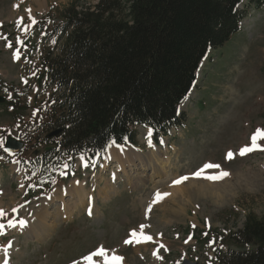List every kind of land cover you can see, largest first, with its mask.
Instances as JSON below:
<instances>
[{
	"label": "rangeland",
	"instance_id": "obj_1",
	"mask_svg": "<svg viewBox=\"0 0 264 264\" xmlns=\"http://www.w3.org/2000/svg\"><path fill=\"white\" fill-rule=\"evenodd\" d=\"M96 2L0 0V94L21 108L15 113L0 104V136L24 142L14 155L0 150V208L9 214L0 217V264H84L82 257L100 246L122 257L121 264H179L184 258L212 264L211 245L197 243L189 230L213 229L214 236L240 228L247 215L264 219V151L238 155L251 143V135L264 129V6L247 7L239 31L221 48L207 52L191 95L179 105L185 114L182 126L172 127L159 143L151 137L149 142L147 127H137V149L144 154L154 147L160 150L157 173L132 163L118 168L117 160L107 156L109 148L117 147L111 143L93 162L76 156L71 166L62 167V178L51 190L39 189L37 176L23 164L33 161L32 152L46 134L39 128L58 95L45 77L40 78V60L47 53L56 55L63 44L57 39L61 11ZM27 9L37 23L24 31L31 23ZM229 86L238 96H228ZM259 143L264 145V139ZM229 150L237 153L233 159L226 158ZM208 162L220 169L206 174L223 170L229 175L215 181L192 175ZM181 176L189 179L174 190L172 182ZM107 185L115 188L105 197L99 191ZM73 186L82 190L79 206ZM157 191L170 195L148 211ZM87 207L94 215L85 214ZM40 210L54 226L36 237L24 227ZM141 225L152 240L125 244ZM93 259L103 264L102 257Z\"/></svg>",
	"mask_w": 264,
	"mask_h": 264
},
{
	"label": "trees",
	"instance_id": "obj_2",
	"mask_svg": "<svg viewBox=\"0 0 264 264\" xmlns=\"http://www.w3.org/2000/svg\"><path fill=\"white\" fill-rule=\"evenodd\" d=\"M263 6L264 0H97L64 8L57 30L63 44L40 60V78L58 92L42 128L58 135L36 149L30 170L37 180L74 155L92 158L110 141L136 144L137 126L149 125L155 142L182 126L185 114L177 108L207 50L238 32L247 7ZM3 105L21 110L10 99ZM45 180L50 189L52 180ZM214 231L189 230L200 245L211 242L212 264H264V219L247 215L235 231Z\"/></svg>",
	"mask_w": 264,
	"mask_h": 264
},
{
	"label": "snow or ice",
	"instance_id": "obj_3",
	"mask_svg": "<svg viewBox=\"0 0 264 264\" xmlns=\"http://www.w3.org/2000/svg\"><path fill=\"white\" fill-rule=\"evenodd\" d=\"M27 11L29 12L31 23L24 25V29H23L24 31H27L34 24L37 23L35 18L31 17V9H27ZM22 22H23V18H20V21H18V23H22ZM18 42L23 43V41H18ZM7 46L12 47V44L9 43ZM14 55L16 57H18L20 55V52L18 49L14 53ZM150 137H151V130H149V142H150ZM6 139L7 138L5 136H0V150H3L5 153L11 154V149H9L8 147L5 146ZM262 139H264V129H257L250 137L251 143L242 146L239 149L238 155L245 156L248 153H251V152L256 151V150L264 151V145L259 143V141ZM114 142L115 141H113V143ZM235 155H237V153H234L233 151L229 150L226 154V158L227 159H233ZM65 167H67V165H65ZM209 169H220V165L215 164V163H211V162L205 163V164H203V166L201 168H199L197 171L192 173V175L194 177H198V178L203 177L205 179H209V180H213V181L221 180L224 177L229 175V173L227 171H223V170H220V171L214 172V173H210V174H206L207 170H209ZM188 179H189L188 176H181L178 179L174 180L172 183L174 185H179ZM168 195H170V193H161V192L157 191L154 194V198L152 200V203L148 206V211H151L152 204L158 203L160 200H162L164 197H166ZM16 210H17L16 208L12 209L13 212H16ZM6 215H7V213L5 212V210L3 208H0V217L6 216ZM8 223H9V225L13 224L12 220H9ZM20 223L23 224L25 222L21 220ZM145 227H146L145 225H141L139 232H137V230H135V229L132 230L129 238L126 239L124 241V243L125 244H131L134 242L135 243H141V242L152 240V236L145 234V232L143 231ZM0 228H3L2 224H0ZM185 242H187V241H185ZM161 247H163V246H161ZM5 251H7V250H5ZM94 257H102L103 258V264H121V261L123 259L122 257L116 255L114 252L111 255H109V250L103 246H100V247L96 248L94 251L90 252L88 255L83 256L82 260H83L84 264H100V261L93 259ZM4 264H8L7 260L4 261ZM73 264H78V262L74 261Z\"/></svg>",
	"mask_w": 264,
	"mask_h": 264
},
{
	"label": "bare ground",
	"instance_id": "obj_4",
	"mask_svg": "<svg viewBox=\"0 0 264 264\" xmlns=\"http://www.w3.org/2000/svg\"><path fill=\"white\" fill-rule=\"evenodd\" d=\"M38 5H41V3L38 2ZM229 88H230V86H229ZM225 89L226 88H224V90ZM231 91H232V89H231ZM191 92H192V90L185 96V99H187L191 95ZM236 92L237 91H234V92L232 91L231 94H229L228 96H238ZM159 152H160V150L157 149L156 147H154L147 154H144L141 150H139V149H137L135 147H132V146H130V147L118 146V147L109 148L107 156L113 158L114 160H117L116 162L118 164V168H122L123 169L125 164H131L132 163L136 167L149 166V168L151 167L152 173H157V171H158V169H156L157 165H158V163L161 164V162H158V160H159V155H158ZM133 160H135V161H133ZM73 183H75V182H73ZM108 185L104 186L99 191V193L100 194L102 193V195L105 196V197H107L111 193H114L113 191H114L115 187L114 186L111 187V186H108ZM179 187H180L179 185L175 186L174 190L178 189ZM79 188H81V187H79ZM79 188L77 189V188H74V186L72 187V191H74L76 189L75 193H76L77 200H76L75 204H77L78 206L82 202V197H81V193H80V192H82V190L79 189ZM88 213H89V215H94V209L92 210V208H91V211H88ZM46 216L47 215L45 214V211L44 210L43 211L40 210L38 212V214L35 215L36 218L33 219L32 221H30L29 224H27L24 227V229H26L27 232L32 230L33 235L36 236V237H39V235L42 237L43 235H45V233L48 234V232L50 230V227H53L54 223L51 222L50 225H49L48 221L46 219ZM54 221H55V219H54ZM138 244H140V243H138ZM121 263H122V261H121Z\"/></svg>",
	"mask_w": 264,
	"mask_h": 264
},
{
	"label": "water",
	"instance_id": "obj_5",
	"mask_svg": "<svg viewBox=\"0 0 264 264\" xmlns=\"http://www.w3.org/2000/svg\"><path fill=\"white\" fill-rule=\"evenodd\" d=\"M4 98L0 95V102H3ZM6 147H8L9 149H11V152L16 151L20 148L21 146V142L15 140L12 137H8L6 140ZM181 264H198L197 262H193L189 259H184Z\"/></svg>",
	"mask_w": 264,
	"mask_h": 264
}]
</instances>
